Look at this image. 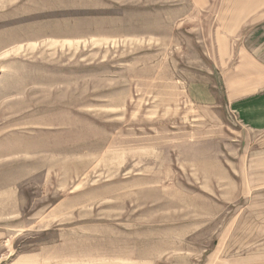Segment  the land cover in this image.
I'll use <instances>...</instances> for the list:
<instances>
[{
	"label": "rangeland",
	"instance_id": "rangeland-1",
	"mask_svg": "<svg viewBox=\"0 0 264 264\" xmlns=\"http://www.w3.org/2000/svg\"><path fill=\"white\" fill-rule=\"evenodd\" d=\"M221 1L0 0V183L22 210L9 253L264 264L253 134L216 57Z\"/></svg>",
	"mask_w": 264,
	"mask_h": 264
},
{
	"label": "crops",
	"instance_id": "crops-1",
	"mask_svg": "<svg viewBox=\"0 0 264 264\" xmlns=\"http://www.w3.org/2000/svg\"><path fill=\"white\" fill-rule=\"evenodd\" d=\"M220 5L221 27L215 35L216 57L221 67L222 86L231 108L245 131L253 134L251 140L245 141L246 177L247 183L252 184V191H260V195L254 194L252 197V214L261 212V230L264 232V0H222ZM7 158V154H2L0 164ZM2 180L0 264H23L28 258L23 255L14 257L13 252H8L9 240L6 234L8 221L16 218L20 225V199L17 192L14 193L12 182ZM254 231L253 227L252 233ZM261 256L264 261V246Z\"/></svg>",
	"mask_w": 264,
	"mask_h": 264
}]
</instances>
